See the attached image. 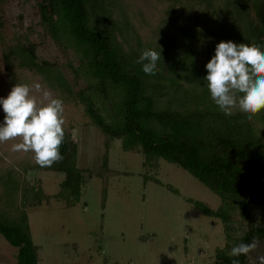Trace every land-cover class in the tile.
Here are the masks:
<instances>
[{"label": "trees", "instance_id": "1", "mask_svg": "<svg viewBox=\"0 0 264 264\" xmlns=\"http://www.w3.org/2000/svg\"><path fill=\"white\" fill-rule=\"evenodd\" d=\"M35 1L42 29L73 52L77 64L68 67L85 84L75 89L55 64L38 61L27 40L3 54L8 87L39 82L64 104L83 106L103 134L102 164L87 171L102 180V206L111 170L108 149L119 139L122 150L143 155V167L156 169L159 160L175 164L217 195L215 209L186 199L221 221L224 244L209 264H232V247L264 239V110L251 119L238 109L223 114L205 80L206 64L221 41L264 50V0ZM145 49L161 53L155 75L145 74L137 62ZM4 116L0 107V123ZM64 131L62 159L51 167L37 165L33 152L13 151L19 138L0 143V234L17 248L16 264L39 259L25 208L51 199L69 208L80 200L84 170L76 166V144ZM35 171L62 172L58 191L46 194L39 183H29ZM234 216L252 223L240 236ZM238 259L245 264L247 256Z\"/></svg>", "mask_w": 264, "mask_h": 264}, {"label": "rangeland", "instance_id": "2", "mask_svg": "<svg viewBox=\"0 0 264 264\" xmlns=\"http://www.w3.org/2000/svg\"><path fill=\"white\" fill-rule=\"evenodd\" d=\"M178 10L182 12L181 7ZM27 40L34 45L38 61L55 64L75 89L85 84L82 79L76 80L68 67L77 64L73 52L62 50L42 29L35 0H0V97L10 93L3 54L13 44ZM63 118V127L76 144V166L84 170L81 196L69 208L55 199L25 208L32 240L39 246L38 264L214 262L216 249L224 244L221 221L205 216L186 200H198L215 209L220 200L213 191L186 170L164 160H159L156 169L143 167V155L122 150L120 140L115 139L108 149L111 170L102 206V180L87 171L102 164L103 134L91 124L79 102L65 103ZM61 177L62 172L35 171L27 180L52 194L58 190ZM234 219L237 236L252 225L238 216ZM255 240L258 247L247 255L245 264H258V256L264 255V239ZM0 242L2 248L8 246L16 252L17 248L1 234ZM9 255L8 249L2 252L0 248V264H15L16 256L11 262L6 258Z\"/></svg>", "mask_w": 264, "mask_h": 264}, {"label": "clouds", "instance_id": "3", "mask_svg": "<svg viewBox=\"0 0 264 264\" xmlns=\"http://www.w3.org/2000/svg\"><path fill=\"white\" fill-rule=\"evenodd\" d=\"M161 53L145 49L138 59L142 71L155 75ZM207 87L211 99L219 110L231 116L234 110L248 115L249 119L264 110V50L247 43L221 41L216 45L215 55L206 64ZM41 93L38 99L33 92ZM242 94L239 97L237 94ZM5 113L0 123V143L20 139L12 145L15 152H33L35 163L51 167L62 159L60 148L65 138L64 102L52 93L34 85L16 83L6 98L0 97ZM258 247L241 242L230 250L232 264H240L238 257L247 256ZM258 264H264V255L258 256Z\"/></svg>", "mask_w": 264, "mask_h": 264}, {"label": "crops", "instance_id": "4", "mask_svg": "<svg viewBox=\"0 0 264 264\" xmlns=\"http://www.w3.org/2000/svg\"><path fill=\"white\" fill-rule=\"evenodd\" d=\"M54 172H57V171H54ZM32 173V172H31ZM30 174V173H29ZM29 174H28V177H29ZM63 173H62V177H61V179L59 180V182H58V187H59V183L63 180ZM43 188V187H42ZM44 190V189H43ZM58 191V190H57ZM56 191V192H57ZM45 192V191H44ZM55 192V193H56ZM46 193V192H45ZM55 193H52V194H55ZM46 194H48V193H46ZM1 243V242H0ZM4 243V242H3ZM5 244V243H4ZM9 244V243H8ZM10 245V244H9ZM11 246V245H10ZM0 248L2 249V252H3V249H8L9 251H10V255L8 256V257H6V258H8L9 260H11V262H14V256H16V254H17V249H16V247H14L15 249H16V252H14V251H12L13 249L11 248V247H8V246H6V247H4V248H2V246L0 245ZM39 262V261H38ZM15 264H16V262H15Z\"/></svg>", "mask_w": 264, "mask_h": 264}, {"label": "water", "instance_id": "5", "mask_svg": "<svg viewBox=\"0 0 264 264\" xmlns=\"http://www.w3.org/2000/svg\"><path fill=\"white\" fill-rule=\"evenodd\" d=\"M179 11V10H178Z\"/></svg>", "mask_w": 264, "mask_h": 264}]
</instances>
